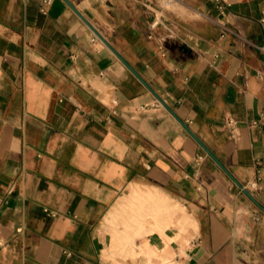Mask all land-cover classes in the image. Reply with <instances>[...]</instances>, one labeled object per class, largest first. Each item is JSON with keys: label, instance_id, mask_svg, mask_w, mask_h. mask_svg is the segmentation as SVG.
Here are the masks:
<instances>
[{"label": "crops", "instance_id": "obj_1", "mask_svg": "<svg viewBox=\"0 0 264 264\" xmlns=\"http://www.w3.org/2000/svg\"><path fill=\"white\" fill-rule=\"evenodd\" d=\"M69 1L0 0V264H264V0Z\"/></svg>", "mask_w": 264, "mask_h": 264}, {"label": "bare ground", "instance_id": "obj_2", "mask_svg": "<svg viewBox=\"0 0 264 264\" xmlns=\"http://www.w3.org/2000/svg\"><path fill=\"white\" fill-rule=\"evenodd\" d=\"M144 200H143V203H144ZM143 203L142 205H135L133 203H130V206H131L130 208H132V212L135 213L134 219H137L136 217L143 214L142 212V207L144 206ZM165 208H167V206H164L161 203H159L158 205H153L152 208L149 210V213H152V217L156 219L154 226L158 228H162L164 225L167 224L166 220H161V216L160 217L155 216L159 211H163ZM121 223H122V226L120 229L116 227V225L112 227V229L114 230L113 234L115 235V237L112 238L111 247H113L114 249H118L119 247L123 249L126 245L133 244L134 242L133 237L135 233H131V231H129L130 224L126 222V219H124ZM131 255H134L133 249H131Z\"/></svg>", "mask_w": 264, "mask_h": 264}, {"label": "water", "instance_id": "obj_3", "mask_svg": "<svg viewBox=\"0 0 264 264\" xmlns=\"http://www.w3.org/2000/svg\"><path fill=\"white\" fill-rule=\"evenodd\" d=\"M66 1V3L72 7L76 12H78L76 10V8L72 5V3L69 1V0H64ZM79 13V12H78ZM80 14V13H79ZM81 15V14H80ZM82 19L88 23V21L81 15ZM89 24V23H88ZM93 28V27H92ZM94 32L101 38L104 40V42L112 49V51L122 60V62L131 70L133 71L137 76L138 78L143 81V83H145V81L140 78V76L136 73V71L122 58V56L93 28ZM180 48H182L183 50H186V48L182 45ZM146 84V83H145ZM147 85V84H146ZM182 122V121H181ZM183 123V122H182ZM184 127H186L188 129V127L183 123ZM188 131L190 132V134L198 141V143L205 149V151L228 173L230 174L227 169L221 164V162L215 157V155L208 149V147H206V145L200 141V139L191 131L188 129ZM242 190L258 205H260L255 199L254 197L251 195V193L249 192V190L242 186L240 183H238Z\"/></svg>", "mask_w": 264, "mask_h": 264}, {"label": "rangeland", "instance_id": "obj_4", "mask_svg": "<svg viewBox=\"0 0 264 264\" xmlns=\"http://www.w3.org/2000/svg\"><path fill=\"white\" fill-rule=\"evenodd\" d=\"M131 206L129 205L127 207L128 213L126 215V217H120L121 222L126 219V222H128L130 224L129 226V231H131V233H137L138 231H140L141 228H143L144 222L142 221V219L144 218L143 216L147 213V214H151L149 213V210L152 208V206H143L142 207V212L143 214L136 217L137 219H134V215L135 213L132 212V208H130ZM167 209V208H165ZM165 209L163 211H165ZM163 211H159L157 214L160 216V214ZM142 216V217H141ZM156 216V215H155ZM152 217V215H151ZM120 222V224L122 225V223ZM117 226V225H116ZM156 227V226H155ZM113 248V247H112Z\"/></svg>", "mask_w": 264, "mask_h": 264}, {"label": "built area", "instance_id": "obj_5", "mask_svg": "<svg viewBox=\"0 0 264 264\" xmlns=\"http://www.w3.org/2000/svg\"><path fill=\"white\" fill-rule=\"evenodd\" d=\"M51 2H52V0H42L43 7H45L46 5H49ZM226 30H227V28L224 27L223 28V31H226ZM227 123L230 126H233L234 125V121L232 119H228L227 120ZM255 123H257V121L256 120H253L252 121V124H255Z\"/></svg>", "mask_w": 264, "mask_h": 264}]
</instances>
